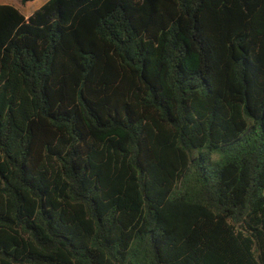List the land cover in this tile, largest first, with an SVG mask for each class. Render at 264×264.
<instances>
[{
	"label": "trees",
	"instance_id": "1",
	"mask_svg": "<svg viewBox=\"0 0 264 264\" xmlns=\"http://www.w3.org/2000/svg\"><path fill=\"white\" fill-rule=\"evenodd\" d=\"M0 264H264V0L0 5Z\"/></svg>",
	"mask_w": 264,
	"mask_h": 264
},
{
	"label": "rangeland",
	"instance_id": "2",
	"mask_svg": "<svg viewBox=\"0 0 264 264\" xmlns=\"http://www.w3.org/2000/svg\"><path fill=\"white\" fill-rule=\"evenodd\" d=\"M47 0H34L26 4H20L18 0H0V5H10L18 9L23 16L40 8Z\"/></svg>",
	"mask_w": 264,
	"mask_h": 264
},
{
	"label": "crops",
	"instance_id": "3",
	"mask_svg": "<svg viewBox=\"0 0 264 264\" xmlns=\"http://www.w3.org/2000/svg\"><path fill=\"white\" fill-rule=\"evenodd\" d=\"M34 12V11H33ZM33 12H29L26 16H25V18H28Z\"/></svg>",
	"mask_w": 264,
	"mask_h": 264
}]
</instances>
